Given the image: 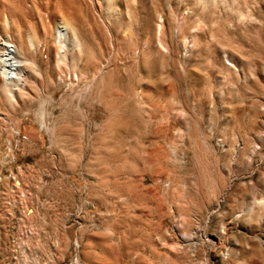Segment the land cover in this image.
I'll return each instance as SVG.
<instances>
[{"label": "rangeland", "instance_id": "1", "mask_svg": "<svg viewBox=\"0 0 264 264\" xmlns=\"http://www.w3.org/2000/svg\"><path fill=\"white\" fill-rule=\"evenodd\" d=\"M0 264H264V0H0Z\"/></svg>", "mask_w": 264, "mask_h": 264}, {"label": "bare ground", "instance_id": "2", "mask_svg": "<svg viewBox=\"0 0 264 264\" xmlns=\"http://www.w3.org/2000/svg\"><path fill=\"white\" fill-rule=\"evenodd\" d=\"M56 34L66 39L68 36L67 25L59 24L57 26ZM5 50L1 53L2 67L1 71L5 73L8 80L20 78V70H22L23 63L18 59L16 49L12 45H5ZM2 72V73H3Z\"/></svg>", "mask_w": 264, "mask_h": 264}, {"label": "built area", "instance_id": "3", "mask_svg": "<svg viewBox=\"0 0 264 264\" xmlns=\"http://www.w3.org/2000/svg\"><path fill=\"white\" fill-rule=\"evenodd\" d=\"M5 45H12V46H14L13 44H5ZM14 48H15V46H14Z\"/></svg>", "mask_w": 264, "mask_h": 264}]
</instances>
